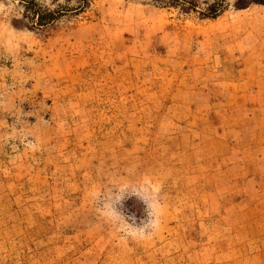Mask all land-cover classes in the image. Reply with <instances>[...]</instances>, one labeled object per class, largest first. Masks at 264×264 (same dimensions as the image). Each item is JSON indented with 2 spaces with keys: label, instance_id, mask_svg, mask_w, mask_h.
Wrapping results in <instances>:
<instances>
[{
  "label": "rangeland",
  "instance_id": "374dc122",
  "mask_svg": "<svg viewBox=\"0 0 264 264\" xmlns=\"http://www.w3.org/2000/svg\"><path fill=\"white\" fill-rule=\"evenodd\" d=\"M26 1L0 0V264H264V4Z\"/></svg>",
  "mask_w": 264,
  "mask_h": 264
},
{
  "label": "trees",
  "instance_id": "16d2710c",
  "mask_svg": "<svg viewBox=\"0 0 264 264\" xmlns=\"http://www.w3.org/2000/svg\"><path fill=\"white\" fill-rule=\"evenodd\" d=\"M77 5L75 7L76 11H82L87 3L88 0H76ZM187 0H161L164 5L168 6H180L183 3H186ZM190 2V1H189ZM191 3V2H190ZM224 0H215L208 6V13L212 17H215L223 8ZM251 3L255 4H264V0H236V7L243 8ZM24 10L25 16L27 19H34L32 20L36 25L44 26L49 23H52L57 17L60 15L59 10H42L40 6L34 1L29 0L24 3Z\"/></svg>",
  "mask_w": 264,
  "mask_h": 264
}]
</instances>
